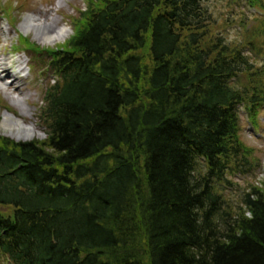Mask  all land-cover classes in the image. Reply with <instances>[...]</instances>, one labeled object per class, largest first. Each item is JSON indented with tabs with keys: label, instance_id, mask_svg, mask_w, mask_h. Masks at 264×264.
<instances>
[{
	"label": "trees",
	"instance_id": "trees-1",
	"mask_svg": "<svg viewBox=\"0 0 264 264\" xmlns=\"http://www.w3.org/2000/svg\"><path fill=\"white\" fill-rule=\"evenodd\" d=\"M206 1L86 0L46 51V138L0 137L9 264H264V177L221 188L254 168L237 109L255 118L263 73Z\"/></svg>",
	"mask_w": 264,
	"mask_h": 264
},
{
	"label": "rangeland",
	"instance_id": "rangeland-1",
	"mask_svg": "<svg viewBox=\"0 0 264 264\" xmlns=\"http://www.w3.org/2000/svg\"><path fill=\"white\" fill-rule=\"evenodd\" d=\"M206 2L213 13L212 32L222 36L229 44L242 45L244 53L254 62L255 66L262 67L264 70V50H262L264 6L252 7L246 0H207ZM262 2L264 4V0ZM85 3L86 0H0V5L5 4L0 6V56L9 55L14 61L20 59V62H24L21 67L25 68V72L28 70L26 63L28 66L30 64L34 66V69H29L28 79L21 81L22 92L28 98L26 104L29 112L21 114L20 108L13 105L11 99L8 98L10 97L6 93L9 92L8 89L5 91L0 88V134H8L9 129H6L2 121L5 116L13 114L21 118L24 124L35 128V134L29 140L41 142L46 137L44 127L40 126L42 121L38 118L39 109L42 105L44 91L54 82L55 77L47 70L45 56L24 48L26 43L22 46L18 35L28 38L33 48L52 49L61 46L71 37L74 30L73 23L78 13L85 8ZM3 10L6 11L8 17L12 14L8 21ZM254 11L258 12V15H252ZM27 16L37 19L36 22L53 23L55 30L64 28L67 34L54 45L43 44V34H38L35 28L31 27L29 31L24 30L25 27L23 28L22 24ZM259 78V82L264 87V74H261ZM243 81L247 83V80ZM240 112L242 127L240 139L252 150L251 159L256 165L253 169L254 174L240 176L231 173L226 176L228 182L231 183L223 182L221 188L224 189V195L233 200L239 198L242 189L250 184H257V180L262 177L264 166V110L259 114L258 125L253 127L255 130L252 129L245 112L242 109ZM2 261L0 258V264Z\"/></svg>",
	"mask_w": 264,
	"mask_h": 264
},
{
	"label": "bare ground",
	"instance_id": "bare-ground-1",
	"mask_svg": "<svg viewBox=\"0 0 264 264\" xmlns=\"http://www.w3.org/2000/svg\"><path fill=\"white\" fill-rule=\"evenodd\" d=\"M37 19H33L31 16H27L24 21H23V28L26 31H29V29L35 28L38 34H43V44L46 45H54L55 42H58L62 40L66 34L67 30L64 28H59L58 30H55L54 24L53 23H40L36 22ZM36 22V24H35ZM6 62L10 61V58L5 59ZM6 72L7 69H5ZM12 75V73H11ZM1 76H0V84L2 86H5L7 84L2 83L1 81ZM19 81L18 78H15L12 82L8 83L10 84L9 87L12 88V90L9 89V87H4L2 89H7L9 92H6L10 95L8 97L11 99L12 104L15 106H18L21 110L22 113L28 112V108L26 107L25 102L23 101L22 96V90L20 89L21 87L19 85H16L17 82ZM7 91V90H6ZM13 94H16L15 96H12ZM2 123L6 126V129H9V132L11 135H13L16 138H31L35 134V129L31 125H26L22 120H15L11 116H5Z\"/></svg>",
	"mask_w": 264,
	"mask_h": 264
},
{
	"label": "clouds",
	"instance_id": "clouds-1",
	"mask_svg": "<svg viewBox=\"0 0 264 264\" xmlns=\"http://www.w3.org/2000/svg\"><path fill=\"white\" fill-rule=\"evenodd\" d=\"M251 214L249 213V216H250Z\"/></svg>",
	"mask_w": 264,
	"mask_h": 264
}]
</instances>
